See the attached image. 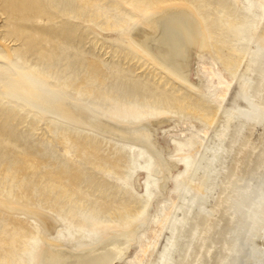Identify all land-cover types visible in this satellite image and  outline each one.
<instances>
[{
    "label": "rangeland",
    "instance_id": "rangeland-1",
    "mask_svg": "<svg viewBox=\"0 0 264 264\" xmlns=\"http://www.w3.org/2000/svg\"><path fill=\"white\" fill-rule=\"evenodd\" d=\"M263 1L0 0V264H37L45 241L73 254L136 223L142 225L134 241L113 264H157L186 190L213 167L220 172L214 189L201 194L204 209L214 207L212 216L203 224V212L193 222L188 216L175 234L189 242L181 264H228L243 226L237 208L231 211L233 199L247 182L250 192L264 177V78L256 97L240 78L264 31ZM179 6L194 12L206 38L192 59L191 83L133 38L141 20ZM20 69L104 119L148 123L152 140L133 142L67 121L54 105L5 96L3 82ZM229 112L255 123L233 145V121L222 141L226 151L208 153L211 137L220 143L216 135ZM147 144L162 148L169 168ZM204 153L208 162L197 178ZM259 187L258 203L246 208L252 222L242 264L264 248V182Z\"/></svg>",
    "mask_w": 264,
    "mask_h": 264
},
{
    "label": "bare ground",
    "instance_id": "bare-ground-1",
    "mask_svg": "<svg viewBox=\"0 0 264 264\" xmlns=\"http://www.w3.org/2000/svg\"><path fill=\"white\" fill-rule=\"evenodd\" d=\"M261 11L262 14H264V1L261 4ZM193 13H191V11L188 9L181 8L180 6L171 7L159 12H155L147 16L144 20H141V24L137 27L133 34L135 42L144 51L153 55L162 64H164V66L168 67L170 70L181 76L183 79L188 80L189 82L190 79L188 77V73L190 68H193L192 59L197 54V52H199V50L206 45V38L202 34L203 31L201 32L200 30L201 24L198 21L199 19H197ZM205 48H207V46ZM255 71L258 72V76L254 79L252 77V74ZM14 74L15 75L8 78V80L6 79L7 81L3 82L4 84L2 83V92L5 96L13 97L16 99L21 98L27 105L37 102H40L43 105H54V108L57 109L61 117L65 118L67 121L81 122L83 124L88 123L94 125L100 130H106L113 135L128 139L133 142L147 143V140L150 138L153 132L151 131V129H149V124L145 122L144 124L139 125L118 124L115 121L100 117L98 114L89 109V107H87L85 104L66 96L65 93H63L61 90H58V87L57 89L49 87L46 84L45 79H40V77H38V75L30 69L16 70ZM240 78L242 80L241 88L249 90L250 94L253 97H256V86L264 78V31L257 42L256 48L250 53V56L246 62V66L243 69L242 74L240 75ZM228 85L229 82L223 85L224 87L219 91V99L223 97ZM224 115L225 118L223 124L221 125V131L219 135H216L218 136V140H220V143H215L216 140L211 137L210 145L208 146V148L206 147L208 153L215 152L216 154V152L222 153L226 151L225 147L222 145L224 143H222V141L226 140L224 139V136L233 121H235L237 126L236 134L233 139V145L236 144L238 138L242 134H244L243 130L246 128V126H253V124L255 123L250 122V124L243 118L237 119V116L235 118V115L232 112ZM150 139L152 140V138ZM155 146L152 144H147L146 147L148 151L153 153L158 158L160 164L169 168V161H165L163 158L164 153L162 148H156ZM216 157H213V159H216ZM207 160L208 157H205V153L201 155L197 164L195 165L194 176L197 177L199 173L198 171L205 168L208 162ZM225 164V162H222L221 165ZM218 169H216V167H213L212 169L208 170L207 176L201 179L198 184L187 190L185 189L186 195H189L184 197L181 205L179 206L181 210V217L177 218L175 223L172 224L171 235L168 238L167 244L165 245L163 251L161 252L160 261L157 262V264H163L165 263V261L166 263L170 262L171 264H181L184 252L188 247L189 242L186 240L187 238L185 240L178 239L175 231H178L181 228L184 220L188 216L193 222L196 215L203 212V214H201L203 215L201 216V224L205 223L208 218L212 216L211 214L214 211V207H211V211L205 210L202 206L204 201L203 198H201L203 197L201 194H206L207 192L210 193L211 190L214 189L213 187L215 185V181H217L216 178L218 177V173H220L218 172ZM204 170L205 169H203V171ZM166 179L167 178L164 177L160 185L163 189L166 186ZM207 182L210 183V187L206 186ZM262 182H264V177L256 187L254 186V189H252L250 192H246V188L249 186V183L247 182L242 186L240 192L237 193L233 199V210L231 211L233 212L234 209L237 208L239 214V218L237 219H240V222L243 224V226L240 227L238 232H236L238 238L237 241L234 242V244H236V249L233 251L232 258L228 262V264H242L244 261L247 252V246L243 244L244 235L250 228L252 222L250 216L246 213L248 210L246 208L252 206V204L254 203H258L257 197H260V195L258 194V191L260 190L258 189L260 188L259 186ZM189 204H191L192 206L194 205L193 207L197 205L196 207L198 210H196V207L195 210L193 207L191 210H189ZM244 212L245 215H243ZM50 223L52 222L50 221ZM140 225H142V223H136L131 229L128 230H124L123 228L112 229L109 231L108 235L105 236V238L90 247H84L78 250H71L67 247H64L75 252L73 254H69L68 250L64 252L63 250L60 251V249H52V246H62L54 245L52 244L53 242L51 243L49 241H45L41 247V250L39 251L40 253L38 255L37 264H113L114 261L120 262L126 251L129 249L130 244L134 241L135 233L137 229H139ZM148 245V243L142 244L143 251L148 247ZM172 251L173 253H177L178 259L172 256ZM196 251L197 250H195V253ZM257 253L259 255L252 254L253 262L251 264H264V248L260 247V249L257 250Z\"/></svg>",
    "mask_w": 264,
    "mask_h": 264
}]
</instances>
